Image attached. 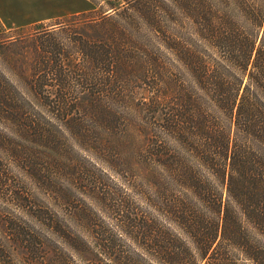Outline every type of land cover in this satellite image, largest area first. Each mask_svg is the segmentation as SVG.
<instances>
[{"label":"trees","instance_id":"16d2710c","mask_svg":"<svg viewBox=\"0 0 264 264\" xmlns=\"http://www.w3.org/2000/svg\"><path fill=\"white\" fill-rule=\"evenodd\" d=\"M124 1L0 24L1 149L128 150L146 206L133 229L157 263L264 264L248 247L264 238V0H175L172 34L159 0ZM2 179L6 204L30 194Z\"/></svg>","mask_w":264,"mask_h":264},{"label":"rangeland","instance_id":"374dc122","mask_svg":"<svg viewBox=\"0 0 264 264\" xmlns=\"http://www.w3.org/2000/svg\"><path fill=\"white\" fill-rule=\"evenodd\" d=\"M48 1L51 8L58 5L56 0ZM41 2L0 0V24L8 28L27 26L32 20L23 17L22 12L30 13L33 3L41 6ZM111 2L112 5L107 0H60L59 16L51 11L42 15L48 16L46 20L33 24L51 25L66 15L93 9L97 14H109L112 7L126 4L124 0ZM158 3L168 10L159 27L172 34L171 28L177 26L175 0ZM12 17L16 21L7 20ZM15 142L27 147L28 158L17 161L13 152L1 149L0 139L2 181L18 188L21 194H30L20 199L23 209H19L18 200L6 204L0 199V264H160L133 229L134 225L142 226L141 214L146 206L138 174L127 164L131 160L128 150L111 148L99 154L70 139L56 140L63 148L55 151L43 150L26 140ZM153 217L169 226L157 214L153 213ZM248 247L264 258L261 235L253 234ZM221 253L241 257L237 246ZM184 256L190 257L187 253ZM237 263L249 264L240 260Z\"/></svg>","mask_w":264,"mask_h":264},{"label":"crops","instance_id":"0c3cea01","mask_svg":"<svg viewBox=\"0 0 264 264\" xmlns=\"http://www.w3.org/2000/svg\"><path fill=\"white\" fill-rule=\"evenodd\" d=\"M30 1H32V0H30ZM44 1V2H43ZM56 2H57V6H52V8L50 7V3H49V1L48 0H42V2H41V6L40 5H35L34 3H33V6H34V8L32 9V11L29 13V10H28V13H24V12H22L23 14L22 15H25V16H23V17H29L32 21H31V23L30 24H27V25H31V24H33V23H35V22H37V21H43V20H46V17H48V16H42V15H46V14H48V13H50L51 11L53 12V15H55V17L56 16H59V10H61V5H59V2H60V0H56ZM64 7V4H63V6H62V8ZM44 11H45V13H44ZM17 12V14H19V12L18 11H16ZM55 12V13H54ZM2 13L7 17V15L4 13V11H2ZM29 14V15H28ZM73 14V13H72ZM19 15H21V14H19ZM22 18V17H21ZM2 20V19H1ZM7 20H11V21H16V18H9V19H7ZM3 21V20H2ZM4 22V21H3ZM4 26V25H3ZM26 26V25H25ZM4 27H6V26H4ZM19 27H21V26H19ZM6 28H8V27H6Z\"/></svg>","mask_w":264,"mask_h":264}]
</instances>
